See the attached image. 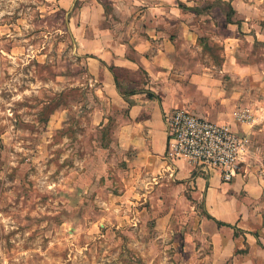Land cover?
<instances>
[{
	"label": "crops",
	"instance_id": "0c3cea01",
	"mask_svg": "<svg viewBox=\"0 0 264 264\" xmlns=\"http://www.w3.org/2000/svg\"><path fill=\"white\" fill-rule=\"evenodd\" d=\"M50 2L69 14L109 100L102 120L115 124L114 152L128 167L123 197L163 206L169 230L175 212L189 211L196 223L180 230V250L190 264H264V0ZM179 108L251 135L232 181L166 158V116ZM243 109L253 126L237 119Z\"/></svg>",
	"mask_w": 264,
	"mask_h": 264
},
{
	"label": "rangeland",
	"instance_id": "374dc122",
	"mask_svg": "<svg viewBox=\"0 0 264 264\" xmlns=\"http://www.w3.org/2000/svg\"><path fill=\"white\" fill-rule=\"evenodd\" d=\"M68 20L50 0H0V264H190V212L169 230L163 206L123 197L109 100Z\"/></svg>",
	"mask_w": 264,
	"mask_h": 264
},
{
	"label": "built area",
	"instance_id": "2783aa9c",
	"mask_svg": "<svg viewBox=\"0 0 264 264\" xmlns=\"http://www.w3.org/2000/svg\"><path fill=\"white\" fill-rule=\"evenodd\" d=\"M237 119L253 126L256 117L249 109H243ZM166 123L168 160L182 159L204 169H217L225 182L239 174L249 153V133H241L230 124L218 123L182 108L168 113Z\"/></svg>",
	"mask_w": 264,
	"mask_h": 264
}]
</instances>
